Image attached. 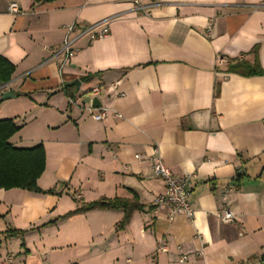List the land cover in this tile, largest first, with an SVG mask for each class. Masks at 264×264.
<instances>
[{
  "label": "crops",
  "instance_id": "1",
  "mask_svg": "<svg viewBox=\"0 0 264 264\" xmlns=\"http://www.w3.org/2000/svg\"><path fill=\"white\" fill-rule=\"evenodd\" d=\"M105 18L109 36L52 59L64 26ZM0 56L15 65L0 82V119L20 127L9 141L44 145L38 184L55 190L0 189V264L9 253L15 264H263L264 74L227 67L257 57L264 71V0H0ZM95 87L102 120L82 101ZM155 151L186 177L193 218L156 204ZM115 197L142 205L121 230L122 208L61 218ZM227 205L228 223L218 216Z\"/></svg>",
  "mask_w": 264,
  "mask_h": 264
},
{
  "label": "trees",
  "instance_id": "2",
  "mask_svg": "<svg viewBox=\"0 0 264 264\" xmlns=\"http://www.w3.org/2000/svg\"><path fill=\"white\" fill-rule=\"evenodd\" d=\"M34 4L49 3L56 0H33ZM257 53V48L254 50ZM15 71V65L0 56V82L7 83L12 79ZM227 72H235L245 76L262 75L263 68L256 57L254 63L244 60H234L227 67ZM65 88L69 92V84ZM220 93V83L216 85L215 97ZM71 99H75L74 92L70 94ZM20 127L14 119H0V189L21 188L34 192H43L48 194L55 193L54 189L42 190L39 187L38 180L45 171L46 151L43 144L31 148L15 147L10 143V139L19 131ZM122 208L125 210L123 219L117 224V229H123L129 222L132 213L137 209H142V205L135 197L133 200L120 197L101 198L99 200L84 202L82 205L62 216L66 218L71 215L86 212L93 209H112ZM11 236L23 235V230L11 229L8 231ZM264 264V263H263Z\"/></svg>",
  "mask_w": 264,
  "mask_h": 264
},
{
  "label": "built area",
  "instance_id": "3",
  "mask_svg": "<svg viewBox=\"0 0 264 264\" xmlns=\"http://www.w3.org/2000/svg\"><path fill=\"white\" fill-rule=\"evenodd\" d=\"M138 8L145 9V6L140 5L136 1ZM10 9L13 12L19 11V5L16 2H12ZM112 18H105L94 23L77 25L75 23L64 26L66 29V38L57 50L54 51L52 59L62 58L67 61L70 60L78 51V40L81 38H88L90 41L101 40L109 36L111 32ZM101 93V87H95L88 95L99 96ZM75 99H71V102H75ZM92 117L95 120H102L108 115V109L105 107L91 109ZM137 158H141V155H137ZM153 172L156 176L160 177L165 183V192L160 194L155 202L159 206L170 205L172 207V215L182 213L188 218L194 217V209L190 204L191 191L188 186L186 177L175 175L169 166L165 163L162 157L155 151L149 157ZM222 222H232L235 219V215L231 208L227 205L222 211L218 213ZM161 250H166V245L161 244ZM187 258L183 256L181 261ZM15 254L9 253L6 256L4 264H15ZM261 261L264 263V248L261 251Z\"/></svg>",
  "mask_w": 264,
  "mask_h": 264
},
{
  "label": "water",
  "instance_id": "4",
  "mask_svg": "<svg viewBox=\"0 0 264 264\" xmlns=\"http://www.w3.org/2000/svg\"><path fill=\"white\" fill-rule=\"evenodd\" d=\"M70 85L71 86H76L77 92H79L80 85H81V82H80L79 79H75L74 81L70 82ZM11 96L14 97L15 95L13 94V92L7 91V92H5L3 94V99H8ZM82 101H83V103L90 104L91 107H94V108H101V107H103V103H102L101 99L98 96L86 95L83 98Z\"/></svg>",
  "mask_w": 264,
  "mask_h": 264
}]
</instances>
